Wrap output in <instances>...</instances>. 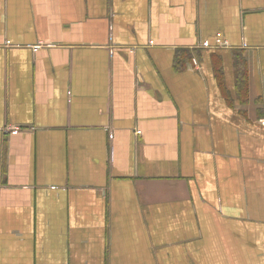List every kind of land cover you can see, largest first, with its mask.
Segmentation results:
<instances>
[{
	"label": "crops",
	"instance_id": "0c3cea01",
	"mask_svg": "<svg viewBox=\"0 0 264 264\" xmlns=\"http://www.w3.org/2000/svg\"><path fill=\"white\" fill-rule=\"evenodd\" d=\"M0 264H264V0H0Z\"/></svg>",
	"mask_w": 264,
	"mask_h": 264
},
{
	"label": "built area",
	"instance_id": "2783aa9c",
	"mask_svg": "<svg viewBox=\"0 0 264 264\" xmlns=\"http://www.w3.org/2000/svg\"><path fill=\"white\" fill-rule=\"evenodd\" d=\"M217 42H218L219 45L224 44L219 38L217 39ZM10 130L16 131V130H18V129H17V128H12V129H10Z\"/></svg>",
	"mask_w": 264,
	"mask_h": 264
},
{
	"label": "trees",
	"instance_id": "16d2710c",
	"mask_svg": "<svg viewBox=\"0 0 264 264\" xmlns=\"http://www.w3.org/2000/svg\"><path fill=\"white\" fill-rule=\"evenodd\" d=\"M193 58V57H192ZM192 58L190 57V58H188L190 61L192 60Z\"/></svg>",
	"mask_w": 264,
	"mask_h": 264
}]
</instances>
